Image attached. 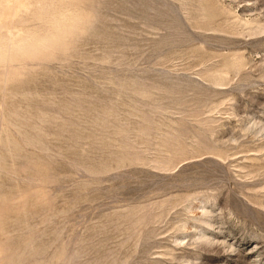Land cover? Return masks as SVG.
I'll return each mask as SVG.
<instances>
[{
  "label": "rangeland",
  "instance_id": "1",
  "mask_svg": "<svg viewBox=\"0 0 264 264\" xmlns=\"http://www.w3.org/2000/svg\"><path fill=\"white\" fill-rule=\"evenodd\" d=\"M0 264H264V0H0Z\"/></svg>",
  "mask_w": 264,
  "mask_h": 264
}]
</instances>
